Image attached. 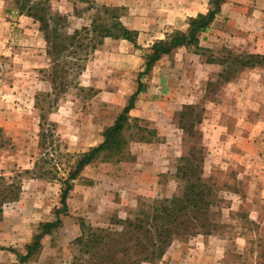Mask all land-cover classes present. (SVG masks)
Listing matches in <instances>:
<instances>
[{
  "label": "rangeland",
  "instance_id": "374dc122",
  "mask_svg": "<svg viewBox=\"0 0 264 264\" xmlns=\"http://www.w3.org/2000/svg\"><path fill=\"white\" fill-rule=\"evenodd\" d=\"M210 1L50 0L64 32L90 25L97 5L120 7L121 21L139 31L137 46L107 37L76 69L54 52L68 41L42 29L29 3L0 0V176L22 187L0 216V264L18 262L63 206L61 181L44 172L57 162L63 176L78 154L103 143L140 79L145 89L121 145L82 169L61 226L25 264H264V66L248 71L234 60L254 53L235 32L234 0L201 33L207 51L182 46L146 71L153 43L187 30ZM45 120L56 128L53 147L40 140ZM197 176L211 200L206 227L175 234L160 257L150 255L159 248L142 244L89 250L79 242L103 229L143 234L135 225L148 227L154 207L182 195Z\"/></svg>",
  "mask_w": 264,
  "mask_h": 264
},
{
  "label": "trees",
  "instance_id": "16d2710c",
  "mask_svg": "<svg viewBox=\"0 0 264 264\" xmlns=\"http://www.w3.org/2000/svg\"><path fill=\"white\" fill-rule=\"evenodd\" d=\"M226 0H211L210 7L207 12H200L195 16L189 18V27L187 30H175L168 33L165 38L156 40L152 45V51L149 54L146 62V71H150L152 67L163 56L173 53L176 49L186 46L195 47L200 51H207L208 49L200 46L201 33L206 31L212 23L217 19L222 10L223 4ZM29 14L35 16L42 23L41 28L51 30L55 39L64 38L68 44L61 46L58 54L65 60L64 63L80 69L82 62H84L89 54L94 51L98 45L104 43L107 37L117 39H127L138 45L139 31L127 27L122 21L120 16V7H111L107 5L93 6L96 12L93 15L90 25H84L81 28L75 29L72 33L64 32V24L62 18L57 14L50 12V0H21V7H27ZM49 36V34H48ZM52 52V51H51ZM202 53V52H201ZM235 62H239L242 68H256L264 66V54L249 53L245 55L234 56ZM209 62H218L214 56L210 55ZM57 65V60L54 61ZM53 83H57L56 80ZM145 84L140 79L138 89L131 95L129 103L124 110L118 115L113 125L105 130V140L103 143L92 147L89 151L78 154L77 158L69 166L63 168V176L59 174V164L55 162L51 167L53 171L44 173H54L62 183L61 202L62 207L56 209L57 218L42 224L40 232L36 235L32 244L28 245L27 253L21 254L18 262L14 264H25L42 246V239L46 234L51 233L54 229L61 226V214L67 213L68 196L73 189V181L79 176L82 169L91 163L99 153L112 145H121V133L126 127L130 118V111L135 106L137 95L145 89ZM45 115L42 116V118ZM47 119V118H46ZM40 140L42 146L46 144L50 146L55 145V125H51L48 121H42L40 124ZM44 163L50 162L47 158H42ZM196 180L190 182L182 195L174 196L168 201L163 203L162 206L154 207L153 214L151 215L148 227L144 224L135 225V228H144L143 234L134 235L133 231L123 228L121 232L113 229H103L98 233H91L86 238L85 236L79 237V242L88 249H97L104 247L107 243H114L115 245L123 244L128 247L133 244H142V248H159L161 252L156 254V249L152 251L153 259L163 254L165 248L170 244L172 236L177 233L194 234L203 231L204 224L208 221L206 217L211 211V200L209 197L206 182L201 176H197ZM22 187L17 181H8L5 175L0 176V216L3 213L5 205L20 197ZM141 223L146 219H140ZM134 223H130V225ZM118 235V236H117ZM126 237L133 239L132 241H125ZM120 238L121 241H117ZM117 241V242H116ZM116 242V243H115ZM110 249V248H109ZM148 255V254H147Z\"/></svg>",
  "mask_w": 264,
  "mask_h": 264
},
{
  "label": "crops",
  "instance_id": "0c3cea01",
  "mask_svg": "<svg viewBox=\"0 0 264 264\" xmlns=\"http://www.w3.org/2000/svg\"><path fill=\"white\" fill-rule=\"evenodd\" d=\"M227 4L228 2L224 5V10ZM232 4L234 5L235 32L247 36L246 39L242 40V43L246 41L247 48L252 52L264 54V37L257 38L258 34L264 35V0H234ZM252 34L257 40L250 38ZM252 69L254 68H246L248 71Z\"/></svg>",
  "mask_w": 264,
  "mask_h": 264
}]
</instances>
